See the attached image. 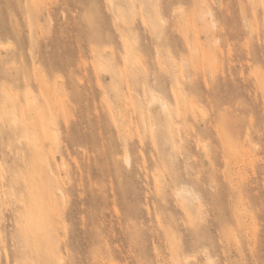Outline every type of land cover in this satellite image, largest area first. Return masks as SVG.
Masks as SVG:
<instances>
[{
    "label": "rangeland",
    "instance_id": "1",
    "mask_svg": "<svg viewBox=\"0 0 264 264\" xmlns=\"http://www.w3.org/2000/svg\"><path fill=\"white\" fill-rule=\"evenodd\" d=\"M0 264H264V0H0Z\"/></svg>",
    "mask_w": 264,
    "mask_h": 264
},
{
    "label": "bare ground",
    "instance_id": "2",
    "mask_svg": "<svg viewBox=\"0 0 264 264\" xmlns=\"http://www.w3.org/2000/svg\"><path fill=\"white\" fill-rule=\"evenodd\" d=\"M210 15V14H209ZM212 25H213V23H212ZM7 47V46H6ZM184 97V96H183ZM155 102V103H154ZM150 103H154V104H158L161 108H162V110H164V111H166L167 112V104L166 103H164V102H160V100H158V99H156V98H154V99H152L151 100V102ZM124 160H125V162L128 164L129 163V157H128V155L126 154L125 155V158H124ZM183 195H187V196H189V197H192V194L189 192V191H187V190H183V191H179L178 192V196H180V197H182ZM177 196V197H178Z\"/></svg>",
    "mask_w": 264,
    "mask_h": 264
}]
</instances>
